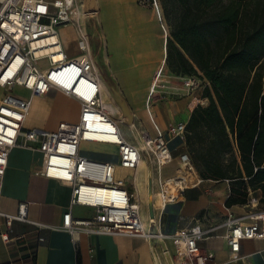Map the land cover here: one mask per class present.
I'll list each match as a JSON object with an SVG mask.
<instances>
[{
  "label": "crops",
  "instance_id": "1",
  "mask_svg": "<svg viewBox=\"0 0 264 264\" xmlns=\"http://www.w3.org/2000/svg\"><path fill=\"white\" fill-rule=\"evenodd\" d=\"M87 3L85 0V4ZM84 7L77 10L81 20L76 19L66 25L70 27L72 24H80L75 33L78 40L81 30L88 34L86 21L89 15H83ZM93 17L103 23L102 37L107 38V47L102 49L105 68L99 59H95L102 83V100L111 112H124L125 115L118 124L128 142L143 148L144 134L157 137L158 127L163 132L173 160L159 165L151 151L143 150V164L136 169H126L119 165L118 148L115 145L89 141L82 142L81 154L115 163L119 168L118 174L127 177L126 183L140 204L142 220L149 224L150 218L143 212L148 207L150 217L153 216L155 221L149 228V236L145 237L86 230H78L72 234L63 229V216L69 210L75 218H90L95 214L94 209L81 205L71 207L72 187L43 176L42 151L19 144L9 154L2 181L0 210L16 214L19 205L26 202L29 206L28 220H15L8 226L5 218L0 216V264H175L172 235L176 230L192 226L196 220L203 229H213L207 238L198 241L201 249L212 255L207 264H264V237L243 239L239 252H232L226 240L229 231L226 220L229 213L235 216L255 214L247 217L246 221L257 222L264 230V201L261 200L260 190L250 191L247 203L228 207L226 200L230 195V181L204 179L196 169L200 181L187 187L178 200L167 202L161 207L159 194L155 195L156 192H162L163 181L176 174L179 155L189 153L185 133L171 136L168 133L169 127L178 122H189L192 111L199 105L196 102L198 97L207 101L204 106L210 102L203 91L188 93L184 89H178L177 93L172 88L163 94V102L161 99L155 102L153 98L146 101L155 69L166 64L168 30L164 24H161L162 39L160 34L153 31L157 19L152 24H147L145 14L135 18L143 24H115L111 12L106 11ZM157 17L161 22L158 11ZM60 37L69 57L80 54L77 47L78 52L70 55L61 31ZM161 51L163 57L159 62ZM108 52L109 55H106ZM202 80L205 81L204 87L210 84L206 78L202 77ZM110 82L113 84L111 91ZM53 92L55 97L49 95ZM50 93L33 96L35 105L31 104L25 128L52 130L56 129L61 120L78 119L80 106L74 98L60 91ZM57 99L74 104L78 108V114L75 118L66 117L64 112L57 114L55 123L50 126L46 120L49 118L51 104ZM149 100L153 120L147 108ZM121 123L129 125L136 138L125 135ZM22 140L20 137L19 141ZM84 146L98 151L99 157L82 152ZM151 200L155 206L153 213L150 208ZM5 234L8 235L7 239L3 238ZM73 240H76V244Z\"/></svg>",
  "mask_w": 264,
  "mask_h": 264
},
{
  "label": "built area",
  "instance_id": "2",
  "mask_svg": "<svg viewBox=\"0 0 264 264\" xmlns=\"http://www.w3.org/2000/svg\"><path fill=\"white\" fill-rule=\"evenodd\" d=\"M77 2L0 0V88L4 89L0 97V196L11 150L19 144L36 147L43 153L41 174L72 187L71 207L81 205L95 211L93 217L75 218L69 210L63 216V229L72 234L86 230L102 234L149 236L154 217H150L148 225L142 220L140 204L126 180L117 175V165L81 154V144L89 141L115 145L119 165L126 169H136L141 165L143 150L151 151L159 165L173 160V155L158 127L157 137L144 134L143 148L124 138L118 122L101 98L102 83L88 34L81 30L78 40L80 54L68 56L63 48L59 27L76 20ZM151 2L162 22L158 0ZM52 47L56 48L51 50ZM57 55L62 56L56 59ZM159 75L160 72L157 77ZM175 77L181 80V87H173L177 93L178 89L190 93L201 85L200 79L194 75L175 74ZM17 86L28 90L32 96L60 91L74 98L80 105L78 119L61 120L52 130L25 128L31 102L12 93ZM147 108L153 120L150 100ZM186 129V122H178L169 127L168 133L177 136L186 133ZM20 137L23 138L22 142L19 141ZM178 161L176 174L162 183L164 204L178 200L184 190L193 185L187 183L186 172L197 175L188 152L181 153ZM169 181L177 188L176 193L165 190ZM166 195H169V199ZM28 211V204L22 202L16 214L0 210V216L10 226L15 220L27 221ZM253 215L235 216L229 213L226 240L232 252H239L243 239L264 237V230L257 222L246 221L247 217ZM196 221L172 235L175 264H207L212 257L201 249L198 241L207 238L213 229H203ZM3 238L7 239L8 235H3ZM73 241L76 244V240Z\"/></svg>",
  "mask_w": 264,
  "mask_h": 264
},
{
  "label": "trees",
  "instance_id": "3",
  "mask_svg": "<svg viewBox=\"0 0 264 264\" xmlns=\"http://www.w3.org/2000/svg\"><path fill=\"white\" fill-rule=\"evenodd\" d=\"M160 1L169 69L210 83L185 133L199 175L230 181L228 207L264 201V0Z\"/></svg>",
  "mask_w": 264,
  "mask_h": 264
},
{
  "label": "rangeland",
  "instance_id": "4",
  "mask_svg": "<svg viewBox=\"0 0 264 264\" xmlns=\"http://www.w3.org/2000/svg\"><path fill=\"white\" fill-rule=\"evenodd\" d=\"M87 1H88V3L85 4V0H78L76 11L81 6H85L84 7L85 11H87V12L88 11L89 12H91V11L95 12L96 11L97 12L96 15H98L99 13H101L103 11L111 12L112 17L114 18L115 24H143V23H141V21L137 22L135 20V18L136 17L140 18L142 16V14H145L146 15L145 21L147 22V24H152L153 21L157 19L156 20L157 22H155L156 27H155V30L153 29V31L157 34H160L162 39H163V25H161V24H164V26L168 30V36L170 35L171 27L167 23V20L165 18V12H164V9L162 8L160 0H158V2L160 5V12L162 14V22L158 21L157 10H156L155 6L152 4V2L149 0H87ZM79 26H80V24H75V25L72 24V26H70V27H68L66 25H61L59 27V30L61 31L63 38L65 39L69 49L71 50V51L69 50V52H68L70 55L76 54V52H78V48H77L78 47V35H77V39H76L75 33L78 31L77 28ZM86 28L88 30V35L91 38L93 56L95 59H97V60L99 59V61L103 64V66L105 68L104 53H103L102 49L107 47V38L105 36L102 37V35L104 33L103 23L99 22L97 17H89V18H87V21H86ZM72 51H74V52H72ZM106 55H109V52L106 53ZM162 57H163V52L161 51L159 62L161 61ZM157 69H158V67L154 71L153 78L155 76ZM194 76L199 78L200 79L199 82H201V85L196 90H200V91L204 92L205 81L202 80V77H200L199 74H197V75L194 74ZM180 84H181V80L176 78L175 73H173L169 69L168 65L165 64L164 70H163V72L160 76V79H159L157 91L155 92V94L153 96H150V94H151V91H150L151 83H150L148 93L146 96V101L148 99L152 100V98H153L155 100V102H159V101H157L158 99H161V102H163V94H166V92L168 90H171V88L173 89L174 86H177ZM111 88L113 89L112 82H110V91L112 90ZM3 93H4V89L0 88V97L2 96ZM12 93L16 94L17 96L27 97L30 100L31 104L33 106L35 105V102L33 100V96L28 94V92L26 90H24L22 87H20V86L15 87L13 89ZM49 95L52 97H55L54 92L50 93ZM196 102H199V104L204 106V104L207 101H202L201 97H198ZM50 107H51V109L48 113L49 118H47V120H46V122H49L50 126L55 123L54 118L56 116H58L57 114H61L64 112L65 114H67L66 117H70V118L71 117H77V114H78V108H76V106L74 104L69 103V102L64 101V100L57 99L51 104ZM108 109H110V108L108 107ZM122 111L123 110L121 109V112ZM54 113H56V115ZM124 115H125L124 112H122V114L112 113L113 118L117 122H119V121L121 122ZM72 121H76V120H72ZM121 127H122L125 135L129 136L130 138H136L135 132L132 130V128L129 125L121 123ZM82 152H85L91 156L99 157V155H100L98 151L92 150V148L85 147V146L83 147ZM118 176L127 180V177L124 174H118ZM158 194L159 193L156 192L155 195L158 196ZM143 212L144 213L146 212L148 215V218H150V211H149L148 207L144 208Z\"/></svg>",
  "mask_w": 264,
  "mask_h": 264
},
{
  "label": "bare ground",
  "instance_id": "5",
  "mask_svg": "<svg viewBox=\"0 0 264 264\" xmlns=\"http://www.w3.org/2000/svg\"><path fill=\"white\" fill-rule=\"evenodd\" d=\"M82 10H83V15L85 16L87 13H88V15H89V17H93V16H95L96 15V11L94 12V11H91V12H87V11H85L84 10V8H82ZM83 16V17H84ZM88 17V18H89ZM75 18L77 19V20H81V16H78V14L76 13L75 14ZM56 38H53L52 40H55ZM56 47H52V48H50L51 50H54ZM63 48H64V46H63ZM61 56L62 55H57V56H55V58L56 59H58V58H61ZM164 66H165V63H163L158 69H157V71H156V73H155V76H154V78L152 79V81H151V85H150V91H151V96H153L154 94H155V92L157 91V87H158V84H159V79H160V77H157V75H158V73L160 72V75L159 76H161V74H162V72H163V70H164ZM79 104V103H78ZM80 106V105H79ZM80 110V109H79ZM113 113V112H112ZM28 117V116H27ZM75 118V117H74ZM27 120V119H26ZM73 120V119H72ZM143 162V161H142ZM141 162V165L143 164ZM118 170H119V168L117 169V174H118ZM186 174H187V176H186V179H187V183H189V184H195L196 182H198V181H200V177L199 176H197L196 174H194V173H189V172H186ZM165 190H168V192H171V191H174L175 193L177 192V188H175L172 184H171V182L169 181L168 182V185H167V189H165ZM168 192L166 193V194H168ZM165 193H163V192H159V198H160V203H161V207L163 206V204H164V199H165V195H164ZM167 196V199H169V195H166ZM160 207V208H161Z\"/></svg>",
  "mask_w": 264,
  "mask_h": 264
},
{
  "label": "water",
  "instance_id": "6",
  "mask_svg": "<svg viewBox=\"0 0 264 264\" xmlns=\"http://www.w3.org/2000/svg\"><path fill=\"white\" fill-rule=\"evenodd\" d=\"M263 88H264V77H263ZM150 208H151V211H152V213H153V201L151 200V202H150ZM153 217V216H152Z\"/></svg>",
  "mask_w": 264,
  "mask_h": 264
}]
</instances>
